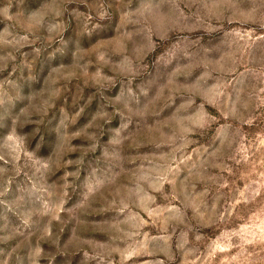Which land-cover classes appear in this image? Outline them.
Returning a JSON list of instances; mask_svg holds the SVG:
<instances>
[{
  "label": "rangeland",
  "instance_id": "1",
  "mask_svg": "<svg viewBox=\"0 0 264 264\" xmlns=\"http://www.w3.org/2000/svg\"><path fill=\"white\" fill-rule=\"evenodd\" d=\"M0 264H264V0H0Z\"/></svg>",
  "mask_w": 264,
  "mask_h": 264
}]
</instances>
